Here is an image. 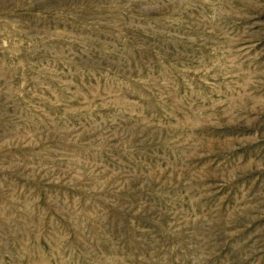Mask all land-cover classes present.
Masks as SVG:
<instances>
[{"label": "rangeland", "instance_id": "1", "mask_svg": "<svg viewBox=\"0 0 264 264\" xmlns=\"http://www.w3.org/2000/svg\"><path fill=\"white\" fill-rule=\"evenodd\" d=\"M0 264H264V0H0Z\"/></svg>", "mask_w": 264, "mask_h": 264}]
</instances>
